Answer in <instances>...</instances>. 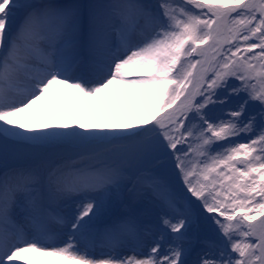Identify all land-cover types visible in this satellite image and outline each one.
I'll return each mask as SVG.
<instances>
[{"label": "snow or ice", "instance_id": "6c2138e0", "mask_svg": "<svg viewBox=\"0 0 264 264\" xmlns=\"http://www.w3.org/2000/svg\"><path fill=\"white\" fill-rule=\"evenodd\" d=\"M55 85L147 115L23 131ZM10 146L0 264H264V0H0Z\"/></svg>", "mask_w": 264, "mask_h": 264}, {"label": "rangeland", "instance_id": "374dc122", "mask_svg": "<svg viewBox=\"0 0 264 264\" xmlns=\"http://www.w3.org/2000/svg\"><path fill=\"white\" fill-rule=\"evenodd\" d=\"M256 51H259L258 49ZM251 53H249L250 55ZM199 68V66H198ZM108 91H105L101 93L98 97H93L90 100V103H85V98L81 93H79L76 89L66 87L64 85H55L54 91L51 92L49 95H47L44 99H42L37 105L33 107L31 110L32 113H34V116L32 115L30 119L34 120L35 122H43L44 124L41 127H38L34 132L39 131H50L53 130V128L60 124H65L71 122L73 120H76L82 116V122L85 123L88 127L86 129L81 130H87V131H121L123 129V126L117 124L118 118H121L124 121L130 122L131 125H139L142 121V115L140 114L141 111L144 112V110H139L138 114L136 110L128 111L126 112L124 107L122 106L120 108L121 111L115 112L116 115H112V120L110 117H105V122H98L92 123L91 118L89 115H81V108L82 107H92V109L95 110H102L107 111V107L112 102L111 95L107 93ZM60 93L61 96H57L55 98L56 94ZM110 97V98H109ZM119 102H123L124 100L119 99ZM127 105L128 103L125 102ZM179 104V101L177 102ZM45 107H54V111L56 112V116H58L60 119L54 120L53 122H50L47 120L46 111H44ZM175 107V106H174ZM39 111V113H37ZM168 111H172V109H169ZM67 112V116L62 118L60 115ZM145 115H147V112L145 111ZM159 115H166V113H160ZM159 118V116H157ZM47 126V127H45ZM73 127H78L76 124H72ZM179 147V146H178ZM15 149L11 146L8 149V158L5 161L2 156H0V168L4 167V164L7 163L9 167L15 166L19 163H22L23 160L17 158L14 153ZM118 211L123 212L124 209L120 208ZM99 250L100 253L105 255L108 250L100 247H95ZM120 255H132L133 249L131 248H123L120 250ZM139 254V253H137Z\"/></svg>", "mask_w": 264, "mask_h": 264}, {"label": "bare ground", "instance_id": "6f19581e", "mask_svg": "<svg viewBox=\"0 0 264 264\" xmlns=\"http://www.w3.org/2000/svg\"><path fill=\"white\" fill-rule=\"evenodd\" d=\"M107 93H109L112 98V102L109 104V106L107 107V111H102V110H95V109H92V107H82L81 108V115H89V117L91 118V122L92 123H102V122H105V117H110L111 120H112V115H116L115 112L117 111H121L120 108L123 106L125 109L126 112L128 111H134L136 110L137 114L139 112V109L135 108L134 106H132L131 104H125V101L123 102H119L118 101V98L115 97L110 91H108ZM57 96H61L60 93H57L55 98H57ZM109 97V98H110ZM122 109V108H121ZM46 111V118L48 121L50 122H53L54 120H57V119H60L58 116H56V112L54 111V107H45L44 111ZM37 113H39V111H37ZM142 115V118L144 119L145 118V111H141L140 113ZM34 116V113L30 114V115H26L25 118L22 119V122L26 125V128L25 129H22L23 131H26V132H34L38 127H41L44 123L43 122H35L34 120L30 119L31 116ZM62 118H64L65 116H67V112L63 113L62 115H60ZM119 120H117V124L123 126V129L122 130H126L124 128V126L126 125H131L130 122H127V121H124L122 120L121 118H118ZM142 119V120H143ZM135 124V123H134ZM133 124V125H134ZM100 257V256H99ZM97 257V258H99Z\"/></svg>", "mask_w": 264, "mask_h": 264}]
</instances>
